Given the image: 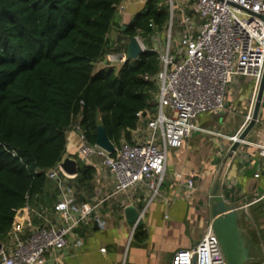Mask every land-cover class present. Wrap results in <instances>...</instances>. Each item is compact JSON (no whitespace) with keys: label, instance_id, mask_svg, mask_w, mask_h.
<instances>
[{"label":"trees","instance_id":"obj_1","mask_svg":"<svg viewBox=\"0 0 264 264\" xmlns=\"http://www.w3.org/2000/svg\"><path fill=\"white\" fill-rule=\"evenodd\" d=\"M120 1L0 0V241L25 217L27 200L49 204L46 189L56 186L46 170L63 158L66 129L79 112L88 142L103 124L120 145L133 141L138 112L155 109L157 85L144 75L160 68L150 35L167 26L168 0H145L120 29L112 49L125 45L122 38H147L138 58L96 68ZM77 160L80 189L95 168Z\"/></svg>","mask_w":264,"mask_h":264},{"label":"built area","instance_id":"obj_2","mask_svg":"<svg viewBox=\"0 0 264 264\" xmlns=\"http://www.w3.org/2000/svg\"><path fill=\"white\" fill-rule=\"evenodd\" d=\"M168 2L167 26L150 36V48L158 52L160 68L152 76L144 75L157 85L155 109L138 112L137 125L131 128L135 139L132 142L122 140L120 145L115 144L113 151L96 142L90 143L81 124V112L66 129V136L71 131L77 133L76 152L82 159L101 157V164L114 179L108 196L142 182L152 191V196L157 195L165 180L168 150L181 145L194 130L203 129L195 123L199 114L224 107L228 87L238 75L253 79L246 121L256 100L264 70V0ZM122 8L120 2L116 11ZM137 36L146 49L147 43ZM126 45L127 41L123 47L108 50L95 62L96 68L119 69L129 60ZM238 132L229 138L235 139ZM259 153L264 155V145ZM64 158L46 170L47 177L56 186L55 201L51 205L41 200L37 205L26 201L25 217L0 241V264L56 263L60 253L68 249L69 240L78 227L91 222L101 228L106 226L100 213L106 198L77 200L72 180L76 174L64 170L61 165ZM194 175L191 171L185 181L187 185L193 186ZM30 212L36 213L42 221L35 223ZM135 228L133 225L130 235ZM80 244L81 240L76 239L74 245ZM171 264H227L211 220L196 243L175 250ZM255 264H264V250L263 257Z\"/></svg>","mask_w":264,"mask_h":264},{"label":"crops","instance_id":"obj_3","mask_svg":"<svg viewBox=\"0 0 264 264\" xmlns=\"http://www.w3.org/2000/svg\"><path fill=\"white\" fill-rule=\"evenodd\" d=\"M120 2L123 8L116 11L107 34V51L117 44L122 25L144 6L145 0ZM252 87V77L238 75L228 87L224 107L195 118V123L203 129L194 130L181 145L168 150L165 180L155 196L144 182L108 196L114 183L112 175L101 164L100 156L88 160L79 156L77 133L71 131L66 136L63 157L81 158L95 168L91 180L76 189V198L80 201L106 198L100 207L106 226L95 228L96 223L91 222L78 227L68 249L53 264H171L175 250L196 243L212 219L209 192L232 142L229 137L247 122ZM262 145L264 105L256 125L227 160L222 184L224 198L242 211L240 227L244 235L255 236L251 251L253 264L261 259L264 250V155L259 153ZM191 171L195 173L193 186L185 183ZM50 185L46 189L50 202L46 205H51L57 196L56 188ZM128 204L135 205L143 220L142 226L136 227L142 230L140 237L130 244L127 236L133 224L124 210ZM29 216L35 223L42 221L36 213L30 212ZM76 239L81 240L79 246L74 245Z\"/></svg>","mask_w":264,"mask_h":264},{"label":"water","instance_id":"obj_4","mask_svg":"<svg viewBox=\"0 0 264 264\" xmlns=\"http://www.w3.org/2000/svg\"><path fill=\"white\" fill-rule=\"evenodd\" d=\"M126 27V24L122 25V29ZM142 44L137 35L131 36L126 45V55L128 59H136L143 51ZM264 91V70L259 84L256 100L251 112V116L238 132L237 137L232 140L229 150L221 162L217 174L212 182V186L209 192V206L211 211V225L216 235L218 236L223 252L227 259V264H245L251 258V245L252 240L250 237H246L238 223L239 210L237 206L224 198L222 193V184L224 179V168L229 158L233 157L238 150L241 142L244 141L249 132L256 125L260 110L262 107V96ZM98 145L103 148L113 151L115 149V143L109 137L107 130L103 124H99L97 128L96 141ZM64 170L69 174H77L78 161L72 157H65L61 163ZM127 220L135 227L142 226L143 220L139 211L133 204H128L124 208ZM98 225L95 224V228ZM1 246V243H0Z\"/></svg>","mask_w":264,"mask_h":264},{"label":"rangeland","instance_id":"obj_5","mask_svg":"<svg viewBox=\"0 0 264 264\" xmlns=\"http://www.w3.org/2000/svg\"><path fill=\"white\" fill-rule=\"evenodd\" d=\"M167 2H168V1H167ZM168 4H169V2H168ZM176 15H179V14L177 13ZM176 19H178V16L176 17ZM139 36H140V35H139ZM150 36H151V35H150ZM140 37L145 41V43H147V42H146L147 38H146L145 36H142V35H141ZM238 219H240V222H243L242 211H239ZM130 224H131V223H130ZM241 224H242V223H241ZM242 225H243V224H242ZM242 225H241V226H242ZM129 227H130V226H129ZM240 228H241V227H240ZM243 228H245V227H243ZM130 229H131V227H130ZM130 229L128 230V236H127V239H129V241H128L129 244H130L132 241H135L136 239H138V238L140 237L139 235H140V233H141V232H140V227H138V228H137V231H138V232H137L136 234L133 233L132 236H131L130 234H131V230H132V229H131V230H130ZM241 230H242V229H241ZM242 232H243V234H244V231H243V230H242ZM251 251H254L253 248H252V245H251ZM251 251H250V252H251ZM251 253H252V252H251ZM253 263H254V261H253L252 256H251L250 260L247 261V263H245V264H253Z\"/></svg>","mask_w":264,"mask_h":264}]
</instances>
